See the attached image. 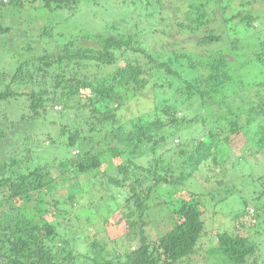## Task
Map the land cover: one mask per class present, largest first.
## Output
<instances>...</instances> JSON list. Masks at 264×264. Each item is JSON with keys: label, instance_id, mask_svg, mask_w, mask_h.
Listing matches in <instances>:
<instances>
[{"label": "trees", "instance_id": "trees-1", "mask_svg": "<svg viewBox=\"0 0 264 264\" xmlns=\"http://www.w3.org/2000/svg\"><path fill=\"white\" fill-rule=\"evenodd\" d=\"M6 1L0 0V17L6 5L21 13L38 4L48 13L73 10L92 0ZM124 1L122 21L132 23L126 15L143 4L149 11L145 26H126L128 31L119 33L118 25L109 23L105 32L96 34L94 47L80 43V36L69 38L56 53L33 50L6 73L9 80L0 89V151L11 150L21 139L27 141L24 151H36L41 137L34 132L41 129L48 140L61 138V146L77 148L78 153L64 159L42 158L37 150L33 164L28 156L16 154L1 159L0 264H192L190 258L208 235L207 204L200 197L213 199L216 189L193 190L198 200L164 198L176 197V188L204 167L208 171L203 181L218 183L234 135H247L246 160L264 157V39L254 47L243 44L255 30L254 22L264 17L250 8L258 0H133L135 5ZM138 16L143 20L142 14ZM52 27L39 24L30 30L51 38ZM10 28L0 26V31ZM36 36L32 34V41ZM25 40L19 45L20 54L33 48ZM254 49L253 54L247 53ZM151 83L172 92L153 114L140 115L124 131L116 125L118 110ZM254 87H258L255 94ZM58 105L74 116L58 128V135L51 136L50 123L56 121L51 106ZM106 162L113 172H95ZM233 163L228 166L235 167ZM70 172L75 178L92 173L90 189L97 183L108 190L119 188L106 205L109 211H121L116 224L123 225L125 242L93 238L76 223L68 226L76 196L57 185ZM260 176L264 179V173ZM260 183L262 189L250 203L245 200L237 217H262L264 222V180ZM128 186L129 193L123 196ZM90 192L87 189L85 195ZM217 192L228 197L236 194L231 188ZM103 195L92 204L102 203ZM155 209L163 213L161 219L169 215L172 226L150 240L148 215ZM245 223L239 221L238 226ZM216 235L218 244L208 251L211 264H264L258 253L264 231L248 235L224 229Z\"/></svg>", "mask_w": 264, "mask_h": 264}, {"label": "rangeland", "instance_id": "rangeland-1", "mask_svg": "<svg viewBox=\"0 0 264 264\" xmlns=\"http://www.w3.org/2000/svg\"><path fill=\"white\" fill-rule=\"evenodd\" d=\"M129 1H132L135 5L133 0ZM7 2L8 0L6 3ZM91 2H82L73 10L59 9L57 11L48 13H44L42 8L38 7V4L28 5L25 11L21 13L18 11H13L16 10V8L6 5V13L4 16L0 17V26L8 25L11 28L9 30L0 31V89L9 80V75L6 73L13 72L16 64H18L21 59L31 56L33 54V50L36 53L42 52L43 50L56 53L63 42L69 38H78L79 36L80 43L85 44L86 46L94 47V45L97 43L96 34L105 32L109 23H112L115 26L118 25L119 33L127 32L128 29L124 28L126 26H132L136 24V27L139 26V28H142V26H145V24L148 23V18L146 19V15L149 13V11L145 9L143 4H140L139 7L136 8L135 12L126 15L129 20L131 18L134 20L132 23L128 24L127 20L122 21L124 9L121 5L126 1L92 0ZM233 4L235 7H237L236 2H233ZM129 5L131 6L130 2ZM123 6L125 7L126 4ZM130 6L129 8L131 9ZM250 8L257 10L259 14H264V0H258L252 4ZM7 11L11 12L7 13ZM138 13L142 14L143 20L138 19ZM39 24L47 26L53 25L52 30L54 34L51 38H42L40 36H36V29L30 30L32 29V26L37 28ZM253 26L255 30L251 29L250 34L247 36V38L245 37L246 39L243 40V44L245 46L250 44L252 47H254V45H256L259 40L264 39V17L260 20V23L259 21L254 22ZM108 30H112V25ZM32 34L36 36L34 41H32ZM145 35L149 38L148 34ZM145 35L142 34L141 36L146 37ZM25 39H27V41H31L33 48L31 51L24 50V52L20 54L21 49L18 50L19 45H23L25 43L24 41H26ZM254 51L255 49L252 51L247 50V53L253 54ZM252 54L250 56L253 57ZM121 60L123 62L124 58H121ZM184 74H188L187 71ZM168 79L169 78L165 75L162 78L163 83L167 86L169 82ZM257 88L254 87L253 93ZM170 92L172 91L161 90V88L157 89L154 85H152V83L149 84L145 91L129 100L125 106L118 110L117 114L120 117V123L116 125L121 126L122 129L126 131L132 126L131 123H133L135 118L138 119V117L143 114H153V109L157 105H160L158 103L162 101L161 99L166 98L165 96H169V94H171ZM51 108L56 111V113H53L55 115L56 121L55 123H50V126L52 127L49 128H51V136H55L58 135L57 130L62 126L64 121L66 119L68 120L70 117H73L74 114L72 112H68L67 114V111L63 112V109L60 105L56 107L51 106ZM60 111H62V113H58ZM61 117L63 119H61ZM116 125L115 129L118 128ZM34 133L37 135V138L41 137V146H39L41 148L38 147L39 149H36V151L39 150L41 152L40 157L42 156V158L46 156L51 158L57 156L58 159H64L67 157L69 158L72 156V154L78 153L77 148L71 149L69 147L61 146V138H57L58 141L52 138L48 140L45 135L46 132L42 133L41 129H37ZM11 139H14V137ZM231 140L232 141L229 148L230 156L228 161L224 163V165L222 164L220 166V175L217 178L218 183L216 182V179L210 183L203 181V176L208 171L207 167H204L201 171H199L200 173L197 175V177H192V179H189L186 184L184 183V186H179L176 188V190H178V193L176 194L177 196L175 195L176 197L167 195V197L164 198L165 200H177V197L178 199L185 197L197 200L201 198L200 200L206 202L207 204V210L204 218L206 220L209 219L207 226L208 235L201 239L197 254L190 258L192 264H211L208 261V251L209 248L217 246L218 242L216 234L219 230L233 229V231L235 230L236 233L248 235H251V233L256 231H264V222L261 224V221H263L262 217L261 220H258L254 217H245V215H242L241 217L236 216L239 210L245 208L246 201L247 203L253 201L256 194L260 189H262V184L260 182L264 179L259 177H261L260 174L264 173V157L260 155V158L253 156L249 160L245 159V157L248 156V153L245 151L249 142L247 140V135H234ZM26 142L27 141L21 139L15 143L11 150H1L0 162L2 161L1 159L10 157L12 154H16L17 156L21 155L24 158H27L26 156H28L29 159L32 158V162L28 159V163L33 164L34 155H37L38 152L36 153V151H34L32 153H27V151H24ZM4 143L5 141H3L2 146L7 145V142L5 145ZM58 152L61 154H57ZM36 160H39V156L38 158L36 157ZM229 161L234 162L233 164H235V167L230 168L229 166L231 164ZM39 162H41V159ZM112 162L118 163L115 159H111V163ZM251 165H254V169H251ZM55 168L59 169L57 166ZM106 171L113 172V169L110 168V165L107 162L95 172H101L103 174ZM91 175L92 173H87L85 175L78 176L77 179L75 178L74 174L70 172L65 176L67 178L66 181H63L60 178L58 180L59 184L57 186L60 189L65 188L69 196H76L77 204L75 205V209L70 215L71 219L69 222H67V224L69 226L73 225V223H76V227L78 225L79 230H84L85 234L90 235L93 238L106 240H113L115 238L120 240L121 244L125 242V238L121 234L124 227L122 224H116V221H118L121 217V211H115L113 209L109 211L108 205H106V200L108 197H115L119 192V188L116 189V187H114L111 190H108L104 185L96 182V187L92 186L90 189L91 183H93L91 180ZM211 188L216 189L215 198L213 199H211V196L209 195L200 198H197L195 194L192 195L193 190L198 192H208ZM228 188L234 189L236 194L228 197L222 192H217L219 189L225 190ZM87 189H89L91 192L88 195H85V191ZM102 193L106 194L103 195V202L94 206L92 204V200H98ZM128 193L129 186L128 190L122 192V195L124 196ZM216 201L220 202L216 203ZM118 202H120V198L117 197L116 203ZM249 207L250 206H248V209ZM159 211V209H155L150 215H148V226L146 228V233L150 240L157 239L165 230L172 226L170 223V216L167 215L161 219V215H163V213L161 214ZM104 218L109 220V223L106 224L107 226L105 225ZM239 221L246 222L245 224L247 225L239 227ZM248 226L254 227L249 229ZM262 238L263 242L259 243L258 253L264 257V237L262 236ZM116 243L117 242H114L113 244ZM132 243L136 244L137 242L134 241Z\"/></svg>", "mask_w": 264, "mask_h": 264}, {"label": "built area", "instance_id": "built-area-1", "mask_svg": "<svg viewBox=\"0 0 264 264\" xmlns=\"http://www.w3.org/2000/svg\"><path fill=\"white\" fill-rule=\"evenodd\" d=\"M6 1V0H5Z\"/></svg>", "mask_w": 264, "mask_h": 264}]
</instances>
